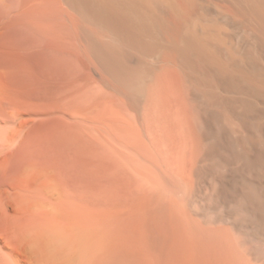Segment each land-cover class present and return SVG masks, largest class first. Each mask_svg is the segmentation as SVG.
<instances>
[{
	"label": "bare ground",
	"instance_id": "bare-ground-1",
	"mask_svg": "<svg viewBox=\"0 0 264 264\" xmlns=\"http://www.w3.org/2000/svg\"><path fill=\"white\" fill-rule=\"evenodd\" d=\"M0 264H264V0H0Z\"/></svg>",
	"mask_w": 264,
	"mask_h": 264
}]
</instances>
